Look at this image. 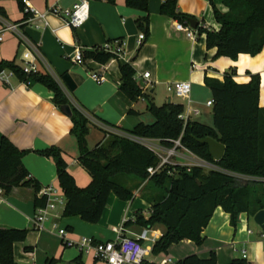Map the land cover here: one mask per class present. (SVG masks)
Returning a JSON list of instances; mask_svg holds the SVG:
<instances>
[{
  "label": "crops",
  "instance_id": "crops-1",
  "mask_svg": "<svg viewBox=\"0 0 264 264\" xmlns=\"http://www.w3.org/2000/svg\"><path fill=\"white\" fill-rule=\"evenodd\" d=\"M20 0H0V63L12 62L24 66L23 56L31 52L38 57V70L51 75L62 87L70 102L83 108L93 123L94 129L88 138L89 149L102 141L99 130L121 133L107 127L104 122L124 130H133L141 124L151 125L154 117L147 111V102L142 98L130 101L121 91V64L132 63L136 70L138 85L147 94L152 95L157 106L172 103L184 106L183 117L212 127L214 125L212 91L206 86V79L224 81L225 74L235 71L236 83L249 84L252 76L261 80L260 107H264V50L257 56L240 55L237 61L218 57L217 49H208L206 34H199L195 40L185 33L178 32L179 21L163 16L161 6L166 0L149 1L150 37L142 46L136 20L145 14L129 8L126 0H116L112 5L107 0H93L90 3V18L80 29L70 28L63 18L47 15L23 22L25 13ZM40 14L54 7L71 9L78 0H28ZM180 11L198 22L199 29H221L215 17V9L227 13L224 0H178ZM18 27L17 32L7 30L9 26ZM198 29V30H199ZM111 41L124 44L125 60L112 59L107 64L86 61L80 65L73 62L78 48L83 51L94 47H104ZM91 73L104 74L108 81L97 84ZM145 74H150L148 80ZM69 75L76 84V90L70 91L63 83V77ZM179 82H190L191 96L188 100H174L168 87ZM179 99V98H177ZM199 114H196V112ZM73 123L54 103V94L46 87L33 83L27 85L16 77L8 83L0 80V143L3 137L9 138L20 150L29 151L24 164L30 175L41 186L34 188H16L8 196L0 190V228L29 230L23 243L14 245V258L18 264H76L82 257L84 264H105L95 261L91 256L82 254L77 247H66L57 225L68 232V239L77 245L82 239L95 242L115 241L120 236L140 237L146 228L132 225L124 227L126 222L135 220L142 213L149 218L151 204L146 200L144 189L134 193V199L121 201L112 194L108 200L102 220L97 225L85 223L80 217L64 218L66 199L60 188L57 167L53 159L38 155L37 151L57 147L62 150L68 164L69 173L80 188L88 187L92 178L78 165L80 149L76 138L71 134ZM148 141L152 149L161 152L159 141ZM183 152V153H182ZM183 166H201L206 164L182 149L175 153ZM191 163V165H190ZM54 187L58 191L59 201L51 213L50 220L39 229L36 224V200L43 197L44 188ZM231 215L218 208L203 233L201 246L191 241L173 245L167 255L153 256L154 243L160 239L165 229L156 227L149 231L150 240L142 241L149 250L148 262L160 264L166 259L178 264L190 256L209 259L216 255L218 264H232L242 261L246 264H264V229L254 226L247 214L238 218L232 225ZM251 231V234L249 233ZM122 233V234H121ZM246 252V255H244ZM246 256V257H245Z\"/></svg>",
  "mask_w": 264,
  "mask_h": 264
},
{
  "label": "trees",
  "instance_id": "trees-1",
  "mask_svg": "<svg viewBox=\"0 0 264 264\" xmlns=\"http://www.w3.org/2000/svg\"><path fill=\"white\" fill-rule=\"evenodd\" d=\"M24 1L20 0L19 4L25 13L23 22H27L32 15L26 12ZM107 1L116 4V0ZM149 1L126 0L129 8L145 14L136 20V25L146 39L150 37ZM224 5L227 13L215 9L216 21L221 25L219 31L197 28L199 34H206L208 49H217L218 57L233 61H237L240 55H259L264 50V0H224ZM160 13L184 25H190L193 19L180 11L178 0H166ZM83 58L85 62L105 65L115 56L104 51L103 47H94L83 51ZM3 71L13 72L22 83L46 87L54 94L58 108L62 110L69 106L72 110L71 134L80 149L77 162L92 178L91 184L86 188L77 185L61 149L52 147L36 152L53 159L56 164L58 182L66 199L64 218L80 217L85 223L99 224L112 194L123 202L134 199V190L122 181V178L129 177L136 181L137 188L144 185L143 189L148 193L145 198L152 208L149 218L137 214L134 222H126L124 227L134 224L147 230L163 227L165 233L152 249V255L159 256L167 255L173 245L183 241L201 246L203 233L218 208L231 215L234 227L240 215L254 218L264 210V107H260L259 76H252L251 82L244 85L235 82L234 70L225 74L222 82L206 79V86L213 94L214 125L210 127L185 120L182 104L157 106L153 96L138 85L133 64L123 63L120 91L132 102L143 98L155 122L141 124L133 130L104 122L121 133L99 130L103 139L91 150L88 138L94 129L93 123L83 108L70 102L51 75L26 74L16 61L0 63V74ZM205 139H214L226 147L220 162L210 155L209 146L201 143ZM141 140L159 141L166 151L184 149L210 167L162 165L160 155L141 144ZM28 153L20 150L9 138L1 139L0 190L5 196L21 187L41 191L40 184L24 164ZM149 169L159 170L151 175ZM46 205L47 197L36 200L37 210ZM28 234L29 230L0 228V264H18L14 258V245L25 242ZM75 263L84 264L82 257ZM178 264H218V260L215 254L206 260L190 256ZM232 264L246 263L234 261Z\"/></svg>",
  "mask_w": 264,
  "mask_h": 264
},
{
  "label": "built area",
  "instance_id": "built-area-1",
  "mask_svg": "<svg viewBox=\"0 0 264 264\" xmlns=\"http://www.w3.org/2000/svg\"><path fill=\"white\" fill-rule=\"evenodd\" d=\"M91 1L93 0H78V2L71 9H62L60 7H54L44 14H40L37 10H35L30 5V2L28 0H25L24 4L26 7V12L32 15V19L45 18L47 15H53L56 17L63 18L70 28L78 30L82 28L90 18ZM17 29V26L12 25L9 26L7 30L17 32ZM176 30L178 32L185 33L188 38L193 40L197 38L199 33L197 30L192 29L190 25H184L182 23L176 25ZM0 41H3V36H0ZM145 41V34L140 35L138 41L139 46H142ZM103 50L114 54L115 59L125 60L124 44L120 41L106 44L103 47ZM23 62V70L26 74L39 72L37 64L38 57H36L33 53H25L23 56ZM73 62L80 65L85 64V60L83 58V50L81 48L77 49L76 54L73 57ZM90 75L91 78L99 85H102L108 81V78L104 74L91 73ZM12 77H15V75L11 71H3L0 74V80H2L6 84ZM143 77L145 80H148L150 78V74H145ZM168 92L179 99L188 100L191 96L192 85L190 82L174 83L168 87ZM208 106L213 107V101L209 102ZM196 114H199V112L197 111ZM176 145L177 147H180V142H177ZM152 150L155 151V149ZM176 150L177 149L170 151V156H174ZM155 152L159 154V152ZM162 160V165L168 163L171 164L168 159L162 158ZM201 166L207 168L210 167L207 164ZM158 170L159 169H149V173L151 175H154ZM42 193L43 197H47V205L37 210L35 220L39 229H43L44 225L50 220L51 213L56 209V203L59 201L58 191L54 187L44 188L42 190ZM54 229L58 231L66 247H77L82 254L91 256L95 261L102 262L105 264H150V262H148L147 260L149 256V250L145 248L142 244V241L150 240L148 236L149 231L147 229L138 238L122 235L115 241L106 242H95L93 239L84 238L77 245L73 244L68 239L67 230L61 229L57 225L54 226ZM249 233L251 234V231H249ZM262 238L264 240V233L262 235ZM244 255H246V252H244ZM171 263L172 260L166 259L160 264Z\"/></svg>",
  "mask_w": 264,
  "mask_h": 264
},
{
  "label": "water",
  "instance_id": "water-1",
  "mask_svg": "<svg viewBox=\"0 0 264 264\" xmlns=\"http://www.w3.org/2000/svg\"><path fill=\"white\" fill-rule=\"evenodd\" d=\"M198 25H199L198 22L195 21L194 19L190 21V26L192 29L197 30ZM63 83L66 86V88H68L70 91L74 92L76 90V84L74 83L73 79L69 75H65L63 77ZM171 103H172V100H169V104ZM62 111L67 116L71 117L72 110L69 106L64 107ZM201 143L209 146L210 155L214 158L216 162H220L224 158L225 153H226V147L223 144L219 143L218 141L214 139H205L201 141ZM254 222L259 227L264 229V210L257 213L254 216Z\"/></svg>",
  "mask_w": 264,
  "mask_h": 264
},
{
  "label": "rangeland",
  "instance_id": "rangeland-1",
  "mask_svg": "<svg viewBox=\"0 0 264 264\" xmlns=\"http://www.w3.org/2000/svg\"><path fill=\"white\" fill-rule=\"evenodd\" d=\"M170 97H173L174 100H180V99H177V97L174 96V95H172V94L170 95ZM139 142H140L141 144L145 145V146L153 147L152 144H150L148 141H139ZM88 144H90V143L88 142ZM177 151H182V149L177 150ZM182 153H183V152H182ZM159 155H160L162 158H164V159H168L169 162L172 163V164H175V163L178 162L177 157H176L175 155H174V156H170V151H166L165 149H162V151L159 152ZM190 165H191V163H190ZM193 166H196V164L191 165V166H189V167H193ZM122 181H123L124 184H125L126 186H128L130 189L134 190V191H133L134 193H135L137 190L141 189V187L137 188V183H136V181H135L134 179H131V178H129V177H124V178H122ZM251 222H252V224H254V226H256V225H255L256 223L254 222V218H251Z\"/></svg>",
  "mask_w": 264,
  "mask_h": 264
}]
</instances>
